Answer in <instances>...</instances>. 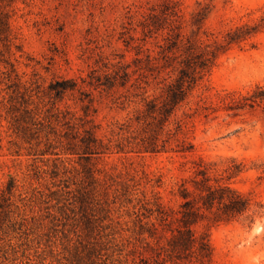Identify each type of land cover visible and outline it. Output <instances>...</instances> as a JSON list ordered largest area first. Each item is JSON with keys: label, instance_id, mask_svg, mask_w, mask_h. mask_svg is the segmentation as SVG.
<instances>
[{"label": "rangeland", "instance_id": "rangeland-1", "mask_svg": "<svg viewBox=\"0 0 264 264\" xmlns=\"http://www.w3.org/2000/svg\"><path fill=\"white\" fill-rule=\"evenodd\" d=\"M164 1L0 0L11 37L9 51L0 42V264H196L168 257L172 230L158 204L176 216L179 187H191L201 161L251 200L245 216L209 228L211 264H264V98L242 105L264 89V28L222 55L171 119L172 130L184 123L178 139L191 141V152L116 147L144 105L132 84L162 36H146L143 23ZM175 1L188 23L211 2L213 37L264 22V0ZM121 65L131 74L126 87L89 84ZM57 79L77 86L56 99ZM160 86L150 78L146 95ZM82 91L94 99L97 135L113 145L88 160L67 150L84 131Z\"/></svg>", "mask_w": 264, "mask_h": 264}, {"label": "trees", "instance_id": "trees-1", "mask_svg": "<svg viewBox=\"0 0 264 264\" xmlns=\"http://www.w3.org/2000/svg\"><path fill=\"white\" fill-rule=\"evenodd\" d=\"M179 5L178 1L165 0L158 8H153L143 23L145 35H155L156 38L160 35L162 43L157 41L160 48L157 55H147L144 65L140 67V77L132 84L143 90L136 95L143 96L144 105L137 111L135 118H131L130 123L121 127V130L129 134L116 144L118 151L191 152L194 144L188 139H178V135L183 132L184 123L177 120L172 130L171 119L188 102L196 86L211 72L222 55L264 28V22L253 25L244 23L226 31L222 38L213 37V33L206 27L213 7L211 2L199 3V8L192 14L189 23ZM9 18V14L0 6V42H4L6 51H9L11 42ZM120 68L123 69L122 73L117 70L114 74L107 73L104 76L91 75L89 84L103 90L126 87L131 74L128 67L121 65ZM150 78L161 84L160 91L154 95H146ZM76 86L74 79H57L50 85V94L61 99ZM82 94L83 101L87 98L83 105L84 131L79 137L75 136L68 141L67 150L88 160L92 155L109 152L113 145L105 143L97 135L98 125L91 117L92 112H96V109H92L94 99L86 91H82ZM263 94V87L258 86L250 97L245 98L242 105H253L264 98ZM197 164L195 175L190 179L191 187L185 182L179 187L181 202L177 215L172 216L160 203L158 210L164 224L172 230L165 248L168 257L175 260L191 259L196 264H211L213 246L209 228L242 218L250 210L251 200L228 182L213 177L202 161ZM202 223H206L207 228L199 232L197 226ZM151 229L153 234L158 231L154 223Z\"/></svg>", "mask_w": 264, "mask_h": 264}]
</instances>
